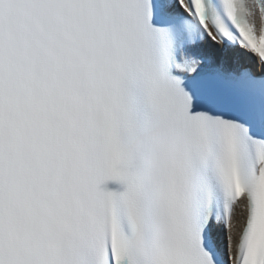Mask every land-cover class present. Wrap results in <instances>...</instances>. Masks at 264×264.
I'll return each mask as SVG.
<instances>
[{"label": "snow or ice", "instance_id": "6c2138e0", "mask_svg": "<svg viewBox=\"0 0 264 264\" xmlns=\"http://www.w3.org/2000/svg\"><path fill=\"white\" fill-rule=\"evenodd\" d=\"M0 264H264V0H0Z\"/></svg>", "mask_w": 264, "mask_h": 264}]
</instances>
